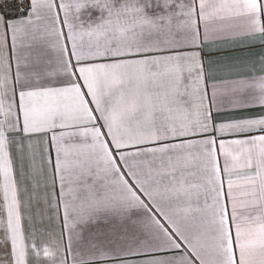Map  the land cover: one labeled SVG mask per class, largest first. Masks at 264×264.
Wrapping results in <instances>:
<instances>
[{"label": "snow or ice", "instance_id": "6c2138e0", "mask_svg": "<svg viewBox=\"0 0 264 264\" xmlns=\"http://www.w3.org/2000/svg\"><path fill=\"white\" fill-rule=\"evenodd\" d=\"M0 264H264V0H0Z\"/></svg>", "mask_w": 264, "mask_h": 264}]
</instances>
